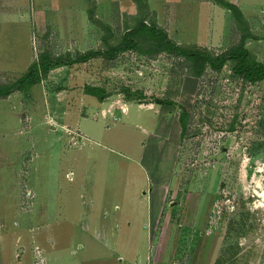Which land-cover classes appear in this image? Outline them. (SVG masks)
<instances>
[{"label":"rangeland","instance_id":"rangeland-1","mask_svg":"<svg viewBox=\"0 0 264 264\" xmlns=\"http://www.w3.org/2000/svg\"><path fill=\"white\" fill-rule=\"evenodd\" d=\"M221 1L0 0V84L42 53L102 52L0 98L1 264L131 263L148 251L161 264H264V79L232 60L195 77L178 52L151 53L144 30L143 51L109 54L142 22L213 55L248 33L264 65V0H223L240 20Z\"/></svg>","mask_w":264,"mask_h":264},{"label":"trees","instance_id":"trees-1","mask_svg":"<svg viewBox=\"0 0 264 264\" xmlns=\"http://www.w3.org/2000/svg\"><path fill=\"white\" fill-rule=\"evenodd\" d=\"M225 7L229 8L235 19L240 20L243 17L242 12L238 7L229 3L227 1H221ZM244 18V17H243ZM141 28V29H139ZM139 29V30H138ZM145 31V40H149V45L151 47V53L158 52L161 49H167L171 52H178L187 61L190 62L191 73L195 77H200L207 66L211 69L219 71L225 65L228 60L236 62L234 70L236 74L242 76L249 80H263L264 79V65L257 62L255 59L251 58L249 51L244 47V41L248 33L243 34L242 40L239 45L229 49L227 52L221 55H213L207 50L192 47V46H181L177 45L173 41L168 40L166 35L156 29L154 26H147L146 24L140 22L137 30L129 32L127 35L122 37L121 41L109 50L110 56H113L114 52L121 49H131L135 48L137 50L143 51L141 47H138V42L135 41L134 37L138 35V31ZM100 55L102 52L90 51L84 55H79L75 60L70 58L63 62L62 57L52 58L48 54H41L39 59L32 63L29 70L21 75L17 80L9 84H0V98L7 97L13 90H25L33 85L38 84L41 81L42 75H46L54 66L58 64H74L77 62H83L92 55ZM87 92L91 95L98 96L100 100L105 98L104 92L99 88L88 87ZM158 104L166 103L163 100L156 101ZM187 120L188 112L186 109L181 107V113L179 116V121L181 124V135H184L187 130Z\"/></svg>","mask_w":264,"mask_h":264},{"label":"crops","instance_id":"crops-1","mask_svg":"<svg viewBox=\"0 0 264 264\" xmlns=\"http://www.w3.org/2000/svg\"><path fill=\"white\" fill-rule=\"evenodd\" d=\"M127 108H128V106L127 107L124 106L123 109H122L124 111H122V112L123 113L124 112L126 113ZM154 135H157L156 132H154ZM154 135H152V136H154ZM159 201L160 200L157 199V201H156L157 203L151 205V211H150L149 218H148L150 220L149 223L151 222V229H152V224H153L152 220L155 219V216L158 215V212H160V204H159ZM98 231L99 230L97 228V232ZM99 233H100L99 234V237L97 236V234H94L95 236L93 237V239H95L96 241H98V243H101V245H103V246L108 245L107 232L104 231V230H100ZM151 235H153L152 232H151ZM151 238H153V237L151 236ZM153 242H154V240H151V243H150L151 249H153V245H154ZM73 253L74 254H77L76 251H73ZM161 259L164 260V257H161ZM1 261L2 260L0 258V264H1ZM118 261H119V264H148L149 261L150 262L152 261L149 264H161V263H158V261L156 259V254L154 252H152V251H148L145 260H143L142 258H136L135 260H132V262L130 263L124 257L119 256L118 257ZM162 264H165V261H163Z\"/></svg>","mask_w":264,"mask_h":264}]
</instances>
